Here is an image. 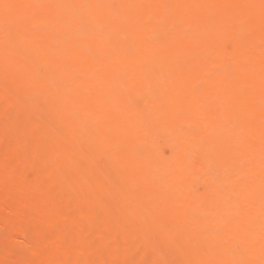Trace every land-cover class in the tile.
I'll list each match as a JSON object with an SVG mask.
<instances>
[{
	"label": "bare ground",
	"instance_id": "obj_1",
	"mask_svg": "<svg viewBox=\"0 0 264 264\" xmlns=\"http://www.w3.org/2000/svg\"><path fill=\"white\" fill-rule=\"evenodd\" d=\"M0 35V264H264V0H0Z\"/></svg>",
	"mask_w": 264,
	"mask_h": 264
},
{
	"label": "rangeland",
	"instance_id": "obj_2",
	"mask_svg": "<svg viewBox=\"0 0 264 264\" xmlns=\"http://www.w3.org/2000/svg\"><path fill=\"white\" fill-rule=\"evenodd\" d=\"M0 39H3V35H0ZM5 153V152H4ZM105 160L103 161V165L105 164ZM7 213V214H6ZM6 213H5V215L6 216H8V214H9V212H8V210L6 209ZM6 216H5V218L3 217V219L2 218H0V241H1V239L4 237V235H5V233H6V230H5V226H6V221H5V219H6ZM2 229H4V230H2ZM2 231H3V233H2ZM3 236V237H2ZM89 243L91 242V241H88ZM24 243V244H23ZM23 244V245H22ZM20 246V247H19ZM23 246V247H22ZM12 247V246H11ZM14 250H16V248L18 249V247H19V249L18 250H20V251H22L23 250V252H27V251H29V250H26L28 247L30 248V245L28 244V242L26 241V240H14ZM22 248V249H21ZM24 248V249H23ZM28 248V249H29ZM26 250V251H25Z\"/></svg>",
	"mask_w": 264,
	"mask_h": 264
}]
</instances>
